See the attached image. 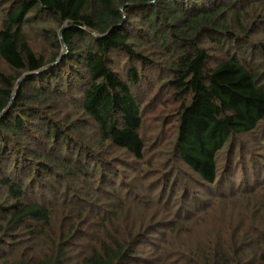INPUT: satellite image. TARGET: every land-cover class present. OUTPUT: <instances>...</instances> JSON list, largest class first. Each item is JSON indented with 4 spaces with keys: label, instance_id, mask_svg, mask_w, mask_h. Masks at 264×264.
<instances>
[{
    "label": "trees",
    "instance_id": "16d2710c",
    "mask_svg": "<svg viewBox=\"0 0 264 264\" xmlns=\"http://www.w3.org/2000/svg\"><path fill=\"white\" fill-rule=\"evenodd\" d=\"M0 264H264V0H0Z\"/></svg>",
    "mask_w": 264,
    "mask_h": 264
},
{
    "label": "rangeland",
    "instance_id": "374dc122",
    "mask_svg": "<svg viewBox=\"0 0 264 264\" xmlns=\"http://www.w3.org/2000/svg\"><path fill=\"white\" fill-rule=\"evenodd\" d=\"M167 119H168V117H166L165 120H164V123H165V127H164V128H165V131H167V129H168L169 126H170V124L167 123ZM160 122H161V119L158 120L159 125H160ZM144 123H146L147 127H148V125L150 124L149 121L146 120V119H145V122H144ZM227 203H228V202H227ZM196 228H199V226L196 227ZM195 230H196V229L193 230V235H194V231H195ZM197 230H198V229H197Z\"/></svg>",
    "mask_w": 264,
    "mask_h": 264
}]
</instances>
